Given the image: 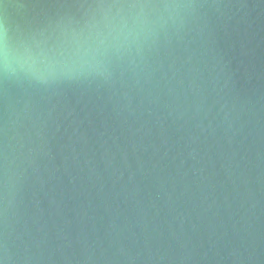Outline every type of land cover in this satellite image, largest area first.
I'll return each instance as SVG.
<instances>
[{"label": "water", "instance_id": "water-1", "mask_svg": "<svg viewBox=\"0 0 264 264\" xmlns=\"http://www.w3.org/2000/svg\"><path fill=\"white\" fill-rule=\"evenodd\" d=\"M3 264H264V0H0Z\"/></svg>", "mask_w": 264, "mask_h": 264}, {"label": "clouds", "instance_id": "clouds-1", "mask_svg": "<svg viewBox=\"0 0 264 264\" xmlns=\"http://www.w3.org/2000/svg\"><path fill=\"white\" fill-rule=\"evenodd\" d=\"M0 264H3V261H0Z\"/></svg>", "mask_w": 264, "mask_h": 264}]
</instances>
